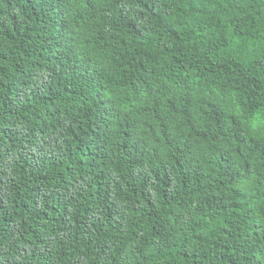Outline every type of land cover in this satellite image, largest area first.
Instances as JSON below:
<instances>
[{"label":"trees","instance_id":"obj_1","mask_svg":"<svg viewBox=\"0 0 264 264\" xmlns=\"http://www.w3.org/2000/svg\"><path fill=\"white\" fill-rule=\"evenodd\" d=\"M0 264H264V0H0Z\"/></svg>","mask_w":264,"mask_h":264},{"label":"clouds","instance_id":"obj_2","mask_svg":"<svg viewBox=\"0 0 264 264\" xmlns=\"http://www.w3.org/2000/svg\"><path fill=\"white\" fill-rule=\"evenodd\" d=\"M81 6H82V5H81ZM102 68H103L104 72L101 73V74H98V75H97V80H103V79H104V73H107L108 71H110V70L107 68V66H103V65H102Z\"/></svg>","mask_w":264,"mask_h":264}]
</instances>
